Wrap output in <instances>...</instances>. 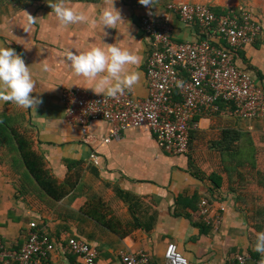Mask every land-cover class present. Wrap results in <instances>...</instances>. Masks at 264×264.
Wrapping results in <instances>:
<instances>
[{"label": "crops", "instance_id": "crops-1", "mask_svg": "<svg viewBox=\"0 0 264 264\" xmlns=\"http://www.w3.org/2000/svg\"><path fill=\"white\" fill-rule=\"evenodd\" d=\"M168 1L155 0V6L149 9L139 0H113L124 21L116 29L107 28L108 35L103 36L102 26L97 23L93 27L91 22L98 21L101 10L110 7L112 0H64L88 18L86 23L67 26L58 22L49 5L58 0H0V44L22 55L36 80L32 95L43 101L30 110L0 102V241L5 252L15 253L21 248L27 224L35 221L54 243L47 264H85L67 246L69 237L82 239L97 250L95 264H121L119 252L123 250H144L152 256L153 264H163L164 248L171 241L190 264H227L237 253L247 255V264L262 258L253 245L256 234L264 231V161L260 159L264 157V119L243 120L218 114L199 119L196 128L205 131L207 138H217L219 129L229 125L248 132V141L254 147L248 150L255 157L253 166L233 168L230 176L220 172L223 184L215 189L208 179L192 174L187 155L167 154L148 129L129 128L105 141L112 129L110 123L90 121L85 134L64 111L63 89L80 88L96 94L88 88L94 82L73 72L66 59L69 49L83 52L115 44L135 52L141 63L129 70H138L140 81L124 92L139 98L148 95L145 66L150 44L140 20L144 15L158 16ZM178 1L221 9L245 5L264 18V0ZM173 27L176 40L201 37V28L187 26L177 18H173ZM240 55L245 58V62L237 59L240 69L259 85L264 84V37L240 49ZM45 64L47 71L43 70ZM3 122L27 131L33 149L58 180L80 172L75 188L61 200L51 202L34 186ZM87 134L88 142L84 140ZM92 152L96 163L90 160ZM191 158L203 174L221 168L218 152L206 144L194 149ZM202 198L213 199L211 216H221L219 225L207 223L199 213L198 200ZM129 199H141L151 211L131 208ZM97 200L104 204L99 212L105 220L112 219L114 229L97 223L81 210Z\"/></svg>", "mask_w": 264, "mask_h": 264}, {"label": "built area", "instance_id": "built-area-1", "mask_svg": "<svg viewBox=\"0 0 264 264\" xmlns=\"http://www.w3.org/2000/svg\"><path fill=\"white\" fill-rule=\"evenodd\" d=\"M173 18L203 31L199 40H176ZM140 28L150 49L145 66L148 95L139 98L123 92L111 98L75 89H63L61 102L72 123L83 133L93 120L112 125L110 138L122 131L144 127L158 146L169 155L187 152L190 124L194 116L210 118L219 113L243 120L264 119V88L248 72L236 67L235 53L254 42L259 25L251 12L236 7L216 15L202 3L169 1L158 16L144 15ZM224 105L222 110L221 105ZM88 142L89 135L84 138ZM90 160L96 163L92 152ZM207 198L199 202V213L207 223L219 225L220 215L211 216ZM54 243L42 233L35 221L26 226L25 241L15 253L5 252L0 241V264H47ZM67 246L85 264H95L97 250L82 239L69 237ZM121 264H150L152 256L144 251L119 252ZM247 255L237 253L227 264H247ZM264 257L254 264H261ZM163 264H190L175 242L163 251Z\"/></svg>", "mask_w": 264, "mask_h": 264}, {"label": "clouds", "instance_id": "clouds-1", "mask_svg": "<svg viewBox=\"0 0 264 264\" xmlns=\"http://www.w3.org/2000/svg\"><path fill=\"white\" fill-rule=\"evenodd\" d=\"M139 3L149 9L155 6V0H139ZM49 5L62 25L88 22V18L82 12L67 6L64 0ZM122 21L124 19L120 10L114 6L112 0L110 7L101 10L98 21L93 20L91 23L93 27L99 23L104 31L103 36H107L106 29H116ZM66 59L77 76H83L88 81L94 82V86L88 88L103 97L115 98L126 89H132L140 81L141 73L138 70H129L131 66L138 68L141 63L140 56L115 44L107 48L91 47L83 52L69 49L66 51ZM43 70H48L46 64ZM35 84L36 80L22 55L14 48L0 44V102H11L25 110L36 109L43 101L39 96L32 95ZM253 250L264 257V231L256 234ZM261 264H264V260Z\"/></svg>", "mask_w": 264, "mask_h": 264}, {"label": "trees", "instance_id": "trees-1", "mask_svg": "<svg viewBox=\"0 0 264 264\" xmlns=\"http://www.w3.org/2000/svg\"><path fill=\"white\" fill-rule=\"evenodd\" d=\"M207 6L216 15H220L224 11V9H221V8H217V7H213L209 5ZM236 9L238 10V12H241L243 9L249 10L251 12L253 19L259 25V31L257 32V37L255 38L254 42H257L261 37L263 38L264 37V18L262 17L259 18L256 15V13H254L249 7L245 5L237 6ZM200 35L201 37L204 35L203 31L201 32ZM200 38H197L196 40H199ZM240 58L242 59V61L245 62V58L242 55H240V50H238L235 53V58H234L235 65L238 68H241L237 64V59H240ZM249 68H252V67L249 66ZM257 76L260 80L261 76L259 75ZM261 86L264 88V84H261ZM221 108L223 110L224 108L223 104L221 105ZM218 115L221 116L224 114L219 113ZM200 118L202 117L200 116L192 117V119L190 120V124L193 125L194 123H198ZM1 120H4V118L1 117ZM7 125H6V128L8 129V132L10 133V136L15 143L16 151L24 165L25 170L30 175L31 180L34 183V186L38 188L41 192H43L49 198L51 202H56V201L61 200L63 197H65V195H67L70 191H72V189L75 188L76 183L79 182L80 177H81L80 172L69 173L63 179V181L58 180L46 168L43 157L33 149V143L30 137L27 135V131L25 129L19 128V125H16V126L10 125L9 127ZM248 139H249L248 132L237 130L234 127L229 126V125L222 126L219 129V134L217 138H207L205 131L199 130L198 128H193V127L190 128L188 149L185 155H187L188 157L189 166H191L193 169L192 174L199 179H205V178L208 179L210 183L212 184V188H215V189L219 188L223 184V178L221 177L220 172L223 171L226 173V175L230 176V172L233 168H237L238 166H244V167L248 165L253 166L254 164L253 161H255V157H253V155H249L248 150L250 148L253 149L254 147H253V144H251L250 141H248ZM205 144L211 150L217 151L219 154V159L221 160V163H220L221 168H219L218 170H214L209 174H203L202 172H200L198 168L195 166V164L193 163V160L191 158V152L194 149L201 148L202 145H205ZM258 153L259 151H257L256 153L257 159L259 158ZM260 159L262 163L264 161V157L261 156ZM70 163H73V162H68V164ZM92 174L97 176V173L95 170L92 171ZM126 195H123V196H126ZM131 200L132 199H129L127 201L129 202ZM208 200L209 202H212L213 199L208 198ZM198 201L200 202L201 199ZM138 202L135 200L134 201L132 200V202L130 203V205H132L131 208L134 207L139 210H144L145 213H148L151 211V207L147 206L145 202H143L141 199L138 200ZM103 205L104 204L101 202V200H97L95 201L94 205H92L91 207L89 206L90 208L86 207L85 210L84 208L81 210L85 212L88 216L95 219L97 223L105 227H109L110 229H114L111 225L112 219L105 220L104 215L99 212L101 211V208H103ZM88 208H89V211H88ZM135 221H137V219H135ZM117 234L120 235L119 232H117ZM150 264H153V261H151Z\"/></svg>", "mask_w": 264, "mask_h": 264}, {"label": "rangeland", "instance_id": "rangeland-1", "mask_svg": "<svg viewBox=\"0 0 264 264\" xmlns=\"http://www.w3.org/2000/svg\"><path fill=\"white\" fill-rule=\"evenodd\" d=\"M206 124H207V120H204V121H203V125H206Z\"/></svg>", "mask_w": 264, "mask_h": 264}]
</instances>
